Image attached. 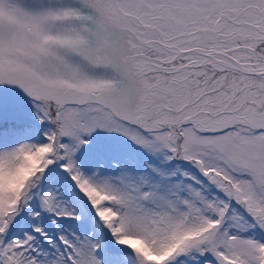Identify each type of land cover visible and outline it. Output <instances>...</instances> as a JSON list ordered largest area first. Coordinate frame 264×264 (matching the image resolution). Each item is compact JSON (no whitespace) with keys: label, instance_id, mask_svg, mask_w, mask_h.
Returning <instances> with one entry per match:
<instances>
[{"label":"snow or ice","instance_id":"6c2138e0","mask_svg":"<svg viewBox=\"0 0 264 264\" xmlns=\"http://www.w3.org/2000/svg\"><path fill=\"white\" fill-rule=\"evenodd\" d=\"M0 264H264V0H0Z\"/></svg>","mask_w":264,"mask_h":264}]
</instances>
